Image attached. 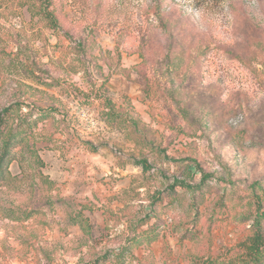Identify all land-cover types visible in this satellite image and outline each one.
<instances>
[{
    "label": "rangeland",
    "instance_id": "obj_1",
    "mask_svg": "<svg viewBox=\"0 0 264 264\" xmlns=\"http://www.w3.org/2000/svg\"><path fill=\"white\" fill-rule=\"evenodd\" d=\"M151 4L50 0L55 27L41 1L0 0V110H57L30 141L37 154L0 185V264H84L134 235L154 192L159 216L138 232L156 222L158 238L136 244L135 263L193 264L250 234L248 186L264 183V0L213 15L161 0L168 27L151 13L138 33ZM190 164L213 174L195 197L170 188L175 177L198 184ZM79 211L88 233L70 222Z\"/></svg>",
    "mask_w": 264,
    "mask_h": 264
},
{
    "label": "trees",
    "instance_id": "obj_2",
    "mask_svg": "<svg viewBox=\"0 0 264 264\" xmlns=\"http://www.w3.org/2000/svg\"><path fill=\"white\" fill-rule=\"evenodd\" d=\"M44 6L41 10L42 16L49 20L55 27L58 25L57 17L53 11L50 10V0H38ZM194 5L202 11L205 15H213L217 12V7L222 6L223 3L231 5L234 0H190ZM144 11L137 13V20L135 31L141 32L142 30L148 31V25L145 20L151 13L157 17L160 28H167V23L164 22L161 14V0H152V4ZM149 18V17H148ZM141 34V33H140ZM145 39L146 33L142 34ZM151 45V40L144 42L143 55L148 51L146 49ZM146 49V50H145ZM3 55V53H1ZM40 80V79H39ZM27 108L25 111L24 109ZM55 108L47 107L41 108L32 104H25L19 100H15L8 105L4 106L0 110V185H9L16 181L17 176L12 173V165L17 162L21 167H25V164L29 162L26 156V151L37 154L33 148H29L30 141L35 135L39 122L48 118L51 113L56 112ZM108 113L109 116H113L114 112ZM88 145L92 146V142H88ZM93 150L97 148L92 147ZM40 161V159L35 158ZM188 160V159H187ZM136 165L141 166L143 172L147 173L152 166L146 157L136 159L134 162ZM188 176L194 180L195 175L200 172L201 178L198 184L194 182H188L186 178L182 179L175 177L173 183L170 184L171 189L177 187L185 188L189 193H194L198 189H201L204 183L209 179H212L213 174L207 172L198 165H189ZM249 203L250 209L246 212H242L243 219L248 221V226L251 230L250 234L240 240L236 245L232 247L224 248L217 255H208L195 258L193 264H264V183L260 180H256L249 184ZM163 203L160 194L154 192L151 200V212L143 216L137 225H135L134 235H123L119 245L112 246L105 249L103 252L96 254L90 260L84 262V264H138L135 261H139L135 246L140 243L141 239H147L148 242H152L158 238V229L160 225L154 222L149 228L141 229L138 232V226L142 227L148 224L151 219L159 216L156 204ZM70 222L73 224H79L82 230L86 233L92 230V224L87 217L82 214V211L77 212L70 217Z\"/></svg>",
    "mask_w": 264,
    "mask_h": 264
}]
</instances>
